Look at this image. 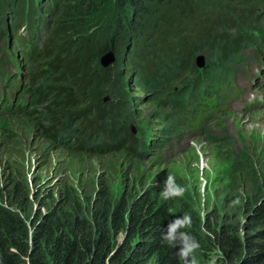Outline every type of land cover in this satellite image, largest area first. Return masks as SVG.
Here are the masks:
<instances>
[{
	"label": "trees",
	"instance_id": "16d2710c",
	"mask_svg": "<svg viewBox=\"0 0 264 264\" xmlns=\"http://www.w3.org/2000/svg\"><path fill=\"white\" fill-rule=\"evenodd\" d=\"M22 1L27 5V13L13 11L16 19L11 27L15 32L24 19L31 20L33 29L40 27L43 30L45 26V30L51 25L49 22L38 24L43 18L41 15L46 14L44 11L39 13V9L45 8L48 2L37 0L39 5H33L31 0ZM109 1L113 13L107 23L98 26L94 20ZM215 1L58 0L55 7H61L63 13L51 42L57 43L61 53L73 59L71 62H75L74 58L78 60L73 78L60 92L55 90L56 80L45 86L46 89L31 91L38 105L34 111H37L41 125L46 123L56 127L59 119L67 127L74 120L70 112L78 108L75 105L77 95L90 97L92 103L98 105V113H102L98 99L101 90L83 77L88 75L94 63L98 64L94 53L104 55L109 51L114 52L117 59L109 68L112 110H130L134 97L126 90V84L133 79L144 91L156 95L168 91L166 97L171 95L167 102L171 109L184 112L190 98L199 95L201 86L209 87L219 77L227 76L230 66L242 57L241 48L252 45L259 35L252 31L257 25V15L251 14L246 21L239 19L229 25L226 18L216 14L218 4ZM55 7L52 11L57 9ZM199 12L220 16L217 23L229 28L230 33L235 29L237 34H229L227 39L210 27L201 26L193 30L194 35L189 38L188 25ZM182 21L187 23V30L182 28ZM259 23L260 26L264 24V16ZM22 38L28 41L24 52L31 53L26 55L30 58L36 48L34 36ZM202 53L211 59L200 72L196 58ZM123 66L127 69H122ZM188 75L191 77L186 78ZM174 82L180 83L179 92H171L168 87ZM197 83H200L198 87L195 86ZM162 103L166 104V101ZM10 108L6 102L4 109ZM84 115L79 113L76 118L84 120ZM102 115L96 131L98 144L90 149L102 152L128 149L138 155L135 149L145 146L146 137L142 136L140 141L123 128L116 131L111 116ZM169 128H166L168 133L164 134V139L173 137ZM236 158L235 167L243 164L238 172L248 171L249 181L256 189H244L246 194L241 197V202H228L226 211H215L205 218L184 194L164 199L161 186L155 185L139 195L123 194L119 198L113 197L109 190H102L96 198L84 192L76 196L67 188L55 198L51 196L45 198L46 201L41 198L36 205L37 198L28 183H22L10 174L8 184L0 193V264H183L177 257L182 242L177 240L172 247L161 241V235H166L168 226L182 219L185 213L191 217V226L178 229L177 236L180 232L192 236L199 243L194 253L214 254L221 264H264L261 175L250 158L245 161Z\"/></svg>",
	"mask_w": 264,
	"mask_h": 264
},
{
	"label": "rangeland",
	"instance_id": "374dc122",
	"mask_svg": "<svg viewBox=\"0 0 264 264\" xmlns=\"http://www.w3.org/2000/svg\"><path fill=\"white\" fill-rule=\"evenodd\" d=\"M21 1L0 0V193L8 184L10 174L28 183L37 198L36 205L41 198H55L67 188L76 196L84 192L93 198L99 197L102 190H109L115 198L123 194L139 195L154 185L164 191L171 175L175 185L185 189L183 194L187 200L205 218L209 213L226 211L228 202H241L246 194L244 189H256L249 181L248 171L238 172L243 164L235 167L237 156L241 161L251 159L261 175L260 188L264 190V24L259 23L264 16V0H214L218 4L216 14L226 18L229 25L239 19L246 21L251 14L257 15V25L252 31L259 35L252 45L241 48L242 57L230 66L227 76L219 77L209 87L201 86L199 95L190 98L184 112L171 109L167 103L171 98V95L166 97L168 91L164 95L144 91L133 79L126 84V90L134 97L130 110H112L113 98L108 90L112 81L111 66L104 68L100 64L103 55L94 53L98 64L94 63L83 78L101 90L98 99L102 113H98V105L90 97L77 95L78 108L70 112L74 120L67 127L59 119L56 127L41 125L34 111L38 105L31 93L46 89L52 80L57 81L55 90L60 92L74 76L72 72L78 59L71 62L73 59L61 53L57 43L51 42L63 10L55 7L58 0H42L48 4L39 9V13L46 14L41 15L43 18L38 24L49 22L51 25L41 33L39 41V28L33 29L31 20L24 19L18 32L11 27L16 19L13 11L27 13V5ZM31 2L39 5L37 0ZM112 13L109 1L94 23L103 26ZM216 14L199 12L188 25V37L201 26L210 27L227 39L229 34H237L235 29L230 33L229 28L217 23L221 18ZM180 24L184 30L188 29L186 22ZM22 35L34 36L36 48L30 58L26 55L31 53L25 54L23 50L28 41ZM200 55L210 62L208 54L197 57ZM197 68L200 72L205 69ZM52 74L58 75L50 78ZM168 87L171 92H179L180 83L174 82ZM6 102L11 110L4 109ZM79 113L85 114L84 120L76 118ZM102 114L111 116L114 130L123 128L140 141L142 136L146 137L145 146L135 149L138 155L128 149L113 152L90 149L98 144L96 131ZM165 126L170 127L173 137L163 138L168 133ZM253 128L256 130L252 131ZM193 256L197 264H221L214 254L193 253Z\"/></svg>",
	"mask_w": 264,
	"mask_h": 264
},
{
	"label": "clouds",
	"instance_id": "9594fccd",
	"mask_svg": "<svg viewBox=\"0 0 264 264\" xmlns=\"http://www.w3.org/2000/svg\"><path fill=\"white\" fill-rule=\"evenodd\" d=\"M184 191L185 189L183 187L175 185V178L171 175H168L167 187L161 193V195L164 197V199H170L181 196ZM233 203H238V201H234ZM190 226L191 217L185 213L182 219H177L168 226L166 235H161V241L166 242L169 246L174 247V244L177 242V240L182 242V247L179 253H177V257L183 261V264H197L193 253L199 248V243L186 232H180L179 236H177L178 229Z\"/></svg>",
	"mask_w": 264,
	"mask_h": 264
},
{
	"label": "water",
	"instance_id": "95a60500",
	"mask_svg": "<svg viewBox=\"0 0 264 264\" xmlns=\"http://www.w3.org/2000/svg\"><path fill=\"white\" fill-rule=\"evenodd\" d=\"M116 61V56L114 54V52L112 51H109L107 52L106 54H104L101 59H100V64L104 67V68H108L110 66H112ZM196 63H197V66L199 68H206L207 67V64H206V61H205V57L204 56H198L196 58Z\"/></svg>",
	"mask_w": 264,
	"mask_h": 264
},
{
	"label": "bare ground",
	"instance_id": "6f19581e",
	"mask_svg": "<svg viewBox=\"0 0 264 264\" xmlns=\"http://www.w3.org/2000/svg\"><path fill=\"white\" fill-rule=\"evenodd\" d=\"M48 24H49V23H48ZM48 27H50V26H48ZM39 28H40V27H39ZM44 28H45V26H44ZM44 28H43V30H42V29H41V30L39 29V30H40V31H39V34H40V35L38 36V37H39V41L41 40V33L44 31ZM41 31H42V32H41ZM23 50H24V49H23ZM236 107H237V106H236ZM255 130H256V129L253 128L252 131H255Z\"/></svg>",
	"mask_w": 264,
	"mask_h": 264
}]
</instances>
